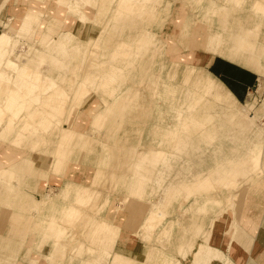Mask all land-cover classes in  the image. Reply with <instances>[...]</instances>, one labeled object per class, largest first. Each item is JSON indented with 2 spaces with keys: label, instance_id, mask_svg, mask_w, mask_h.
I'll use <instances>...</instances> for the list:
<instances>
[{
  "label": "rangeland",
  "instance_id": "rangeland-1",
  "mask_svg": "<svg viewBox=\"0 0 264 264\" xmlns=\"http://www.w3.org/2000/svg\"><path fill=\"white\" fill-rule=\"evenodd\" d=\"M42 1L44 11L34 15V21L27 19L19 27L21 19L7 20L11 17L9 5L0 11V34L6 32L11 37L10 45L0 58L3 63L13 59L18 64H30L44 76L54 77L74 95L69 94L71 97L65 100V114L53 117L55 122L60 120L61 132L54 124L48 132L37 127L35 134H27L19 145L8 138L0 140L7 144L4 152L24 153L18 162L2 168L12 174L0 170V232L7 229V236L0 237V264H18L22 250L26 256L41 254L42 245L48 250L44 257L49 264H109L116 259L126 260L125 264H143L113 248L102 247L99 234L92 230L95 223L106 220L102 214L109 203L117 211L122 229L141 241L139 248H144L143 244L149 247V257L144 264H178L176 260H185L189 254L193 262L192 254H186V243L198 238L209 247L214 221L229 209L235 210L246 187L264 175V159L259 161L254 156L234 168L231 177L222 176L216 182V174L223 173L216 168L243 155L251 147L252 133L259 131L264 138V64H260L264 63V7H258V0H56L48 12L49 0ZM157 4L164 5L163 9L155 8L152 12L149 7ZM59 7L64 8L57 17ZM142 10L147 13L141 14ZM182 12L190 23L208 16L189 32L190 47L182 48L178 40L175 42L180 53L192 52L189 63L202 68L197 76H204L203 64L210 54L205 41L210 37L215 41L225 40L223 53L236 61L252 67L248 58H257L253 60L262 73L258 84L246 102H238L243 118L251 119L250 131H231L223 106L210 97L202 104L197 100L196 76L184 84L171 79L170 75L165 76L167 69L163 68L174 59L167 37L174 19ZM167 13H170L168 19ZM162 18L168 21L164 26ZM68 19L73 24H68ZM76 20L78 26L74 29ZM44 25L47 27L42 29ZM144 25L156 30L163 26L158 34L166 42L162 54L158 45L149 49L147 44L146 50L141 51L148 40L144 38ZM66 28L68 32H64ZM246 28L249 49L237 48V37ZM56 40L64 45L63 54L54 53ZM134 54L138 55L127 57ZM30 60H36L37 65ZM90 62L98 67L95 83L106 81L111 88L109 94L94 87L85 93L83 85L78 87L79 83L73 82L79 64L85 71ZM124 62L133 67L122 78L123 87L129 85V88L123 90L125 96L120 97V81L111 73L119 64L124 69ZM81 77L80 71L78 79ZM10 81L11 78L3 79L0 91L2 84H10ZM21 88L26 90L23 85ZM6 98L0 97L1 106L6 105ZM35 107L33 105L31 111ZM27 114L28 110L21 111L19 124L26 121ZM10 115L7 112L6 118ZM65 123L68 127L63 126ZM75 133L80 134L81 143L71 146L69 140ZM41 137L43 142L32 145ZM84 156H89L88 163L93 166L88 170L94 175L86 186L73 183L63 196V186L58 190L39 191L38 195L28 191L30 181L39 176L34 171L36 167H43L48 173H59L68 159V163L77 162L75 167L80 169V164L85 163ZM241 173L244 175L239 177ZM211 176L206 183L208 187L191 194L196 200L187 202V185L196 178ZM199 194L213 202L203 205L197 200ZM34 199L43 207L61 200H68L71 206L57 209L56 221L52 218L45 225L40 223L46 218L42 216L45 212L24 209L26 200ZM152 206L161 210V214L153 221L157 227L147 229L143 224L151 225L152 220L146 217ZM50 213L52 215V211ZM162 222L166 233L160 228ZM101 228L104 234H110L106 225ZM146 234L149 238H145ZM17 238L20 240L15 242ZM80 246L81 250L73 249ZM105 249L121 256L107 257ZM168 252H176L180 257L166 256ZM45 260H39V264H46ZM30 262L36 264L35 260Z\"/></svg>",
  "mask_w": 264,
  "mask_h": 264
},
{
  "label": "crops",
  "instance_id": "crops-1",
  "mask_svg": "<svg viewBox=\"0 0 264 264\" xmlns=\"http://www.w3.org/2000/svg\"><path fill=\"white\" fill-rule=\"evenodd\" d=\"M55 2L56 0H49L47 6L48 12H50L49 10L50 7H54ZM7 5H9L10 13H11V17L8 18L7 20L15 21L21 19L18 27L22 26L27 19L28 20L32 19L34 21L35 19L34 15H38V13L41 10L44 11V8H42L43 5L42 0H31V1L30 0H0V11L7 8ZM51 12L54 14V8H52ZM207 18H208L207 16L205 17L202 16V21H206ZM76 21L73 25L74 29L75 28L77 29L78 26V21L77 22ZM197 23L198 21L195 20L193 28L194 26L197 25ZM46 27L47 25H44L42 29ZM246 30L247 28L243 29L242 32L237 37V48L242 47V37L245 36ZM64 32H68V29L66 28ZM46 38L49 39L50 36ZM37 40L38 39H35V41ZM64 41L66 40L64 39ZM56 42L57 44L54 48V53L56 55L57 54L59 55L64 45L58 42L57 40ZM225 42L226 41L223 39H221V41H215L212 37H210L208 40L205 41V45L208 51L210 52V54L208 55V59L203 64L204 76L201 77L197 76V71L202 68L194 64L188 63V67L191 66L194 67V70L191 73L185 71H178L176 68L173 67L172 70L175 73L172 76H170V78L174 79L176 82H182L183 84L184 81L186 80L189 82L193 81L192 79L194 76H196L195 79L203 78V77H208L209 79H211L216 89L209 90L210 92H204V91L198 92L196 94L197 100H199L200 103L202 104L203 102L207 101L208 98L210 97L217 104L223 106L224 109L226 110V115L228 116L227 120L229 123L230 130L231 131L240 130V132L244 133L246 130L250 131L253 125L251 124L250 121L251 119L245 120L243 118V116L241 115L242 112L238 109V105L239 103L242 104V102L247 101L251 90L256 86V84H258V81L261 77L260 76L261 69L260 66L257 63H255V61L253 60L256 57L248 58V62L252 65V67L228 57L226 54L223 53L224 52L223 46ZM123 45L125 46V43ZM245 48L249 49V44H246ZM168 49L170 53L173 54V56H175L176 53L181 55V53L178 51L177 46H175L174 43L168 46ZM61 53L63 54V52ZM124 56L126 57V55ZM132 56L135 57L137 56V54L128 55L127 57L132 58ZM186 58L187 60L189 59V57ZM12 61H14L17 67L21 70L26 68L29 69L31 71V75L38 74L42 78L49 77L51 79H54L56 86L53 89L45 90V91L42 87L39 86L36 87L35 91L23 90L21 88L22 81L30 83L31 75L30 78L28 79L22 78L18 80L17 74L13 73L11 77V83L8 84V86H6L4 92V97H7L6 105L4 106L0 105L1 112L4 114L0 125V140L2 139L6 140L8 138V140H10L11 142L13 141L15 145H19L25 140L27 134L34 135L37 130V127H39L38 129L42 130L43 132H48L49 129L54 124L59 127V131L61 132L62 125L58 123L60 122V120L55 122L53 117L62 116L63 114H65V110H66L65 100L67 97L68 98L71 96L73 97L74 94L71 95L69 90L67 92L66 89L61 87L58 81L54 77L44 76L40 72V70H35L34 69L35 67H33L32 65L18 64L13 59ZM30 61L31 63L35 64L34 66L37 65L36 60H30ZM173 62H175L174 59L172 61H169L167 66H169V64H173ZM126 63L127 62H124L122 64V66L124 64L126 65L124 69L120 66L121 64H119L118 67L116 66L113 69V72L111 73L112 76L114 75L117 76L116 78H118L120 81L121 87L118 90L119 92L118 94L120 95V97H124L125 94L122 93V91L128 90L129 88V85H125V87H123L122 78L124 75H126L125 74L126 71L131 70L133 67L132 64L128 66ZM183 64L185 68V63ZM260 64L262 65L264 63H262L261 61ZM97 68H98L97 65L90 62L89 69L82 71L83 67H81V65L79 64L77 68L78 74L73 79V82H78L79 83L78 87L80 85H83L86 89L85 93H87V90L89 93L90 88L92 89L94 87L97 89V91L100 90L105 93L108 92L109 94L111 92V88L108 87L106 81L95 83V79L97 76L96 73ZM163 69H165V67ZM80 71L82 72V77L81 79H78L80 75ZM62 78L63 77H61L60 79L62 80ZM69 84L70 81L68 79V85ZM23 87L26 89L25 86ZM77 88L75 89L74 93L76 92ZM51 91H53V93H51ZM69 94L71 96H69ZM225 94L227 96H232L234 98V103H235L234 105L229 106L224 102V97L222 95ZM33 105L34 107L35 105H40L42 106V108L35 107L34 110L31 111L30 108L33 107ZM23 110H28L27 119L26 121H22L19 124L20 113ZM7 112L11 113V115L8 118H6ZM179 115L181 116V114ZM63 126L68 127L66 123ZM255 133L256 134L250 133L252 135L251 136L252 139H250L251 147H249V149H247L243 155L239 156L234 160L232 159L227 160L226 165L223 163L220 166L217 165L218 167L216 169L221 173L223 172L222 174L220 173H218V175L216 174L218 178V179L216 178L217 183L219 177L222 176L231 177L233 175L234 168L238 167L240 164H243L244 162H247V160H249L250 157H254V156L255 158L257 157L253 151L256 149L257 145L259 144L256 139L257 138L256 136L259 134V131ZM215 134H217V132ZM42 137L40 141L38 139H35L32 145H36L35 142L36 143L41 142L43 140ZM80 137H81L80 134L77 135L75 133L73 137L69 140V145L72 146L81 143ZM66 140L67 143L68 139ZM6 146L7 144L5 145V143L4 144L0 143V168H1L0 170H2L3 172L7 171L10 174L11 172L9 170H5L2 168L8 167L11 162H15V161L18 162L24 156V153L23 152L20 153L19 151L13 152L11 154L6 153L4 152ZM162 153L165 152L162 151ZM256 153L259 154L258 152ZM263 157L264 154L258 157V160L262 161L264 159ZM84 158L85 159L83 162L85 163L80 164V169L75 167L77 162L72 161L68 163V159H67L65 165L63 166V168L59 173H55V172L48 173L47 169L43 167H36L34 171L39 176H35V178H33V180L30 181L29 188H27L28 191H30L32 194L38 195L39 191L46 192L50 189L58 190L63 186L61 190V196H63L64 193L66 192V188L68 186H72L73 183L86 186L88 180H91L94 175L93 173H90V171L88 170L91 166H93V164L88 163L89 156H84ZM45 174L47 175L46 177ZM243 175L244 174L241 173L239 177H242ZM208 179L209 180L212 179V176L202 179L196 178L194 182L189 183L186 187L185 199H187V197L193 194L194 192L198 193L201 187L203 188L208 187V185H206V183H208ZM169 187L170 185L167 186V190ZM193 200H196L195 197H192L190 202ZM197 200H200V198L197 197ZM208 202L212 203L213 201L211 200V198H209ZM67 203L68 200H61L58 201L53 206L43 207L44 205L41 206V204L35 199L29 202L26 200L24 209L30 208L33 210L35 209L38 211H42V213L45 212V214H43L42 216L46 218L45 220H40V223L46 225L51 221L52 218L55 219L56 221L57 214H55L54 212L57 209H60V207L66 209L69 208V206H71ZM50 211H52V215ZM75 211L78 210L76 209ZM116 213L117 211L114 210L111 207V203H109L102 214V217L106 220H104L103 223L98 220L99 221L98 224L95 223L92 230L95 233L99 234L98 240L100 241V244H102V247H107L108 249L113 248V251H119L127 256L133 257L137 262H143L144 264L149 257L148 254L150 252L149 247L143 244L144 248L142 249L139 248L141 241L137 240L136 238H132V233L126 232L125 230L122 229L123 225L120 224V221L118 220V215ZM76 214L77 213H74V215ZM6 224L8 225L9 223L6 221L5 225ZM103 225H106L109 228L110 234L103 233L102 231L103 228H101L103 227ZM116 226H118L119 229ZM6 230L7 229L4 228L2 232H0V237L7 236ZM27 239L28 238H26V240ZM19 240L20 238H17L15 242H18ZM186 241L189 242V238H187ZM209 244H210L209 247L206 248V243L199 240L198 238H193L190 243H186L185 245V247L187 248L186 254L189 252L192 254L193 262L190 261L189 258L191 257L190 254L189 256L186 257L185 260H181V261L176 260V261L179 262L180 264H185V262L187 261H189L188 264H192V263L197 264V262L198 264L200 263L201 264H264V175L262 176V178L261 177L257 178L255 182L251 183L250 185H248V187H246L245 194L242 197L240 204L235 208V210L229 209L227 212H225L222 216H220L218 219L214 221L209 236ZM210 246H212V248ZM88 247L91 248V246ZM81 248L82 247L80 246L79 248L75 247L73 249L81 250ZM103 251L107 254V257L109 256L111 257L113 255L116 256L120 255L118 252L111 253L106 249ZM39 252L41 254L36 253L26 256L24 254V251L22 250V252H20L18 257L20 259L18 260V264H33L30 262L31 260L33 261L35 260L36 264H39V260H45L44 256L48 255V250L45 251L42 245ZM167 255H173L174 257H178V258L180 257L179 254H177L176 252H171V253L168 252L166 253V256ZM153 256L154 254L151 255V257ZM45 262L46 264H49L47 260H45ZM71 262L73 263V261ZM125 262L126 260L124 259H116L113 260L111 263L109 262V264H119V263L125 264Z\"/></svg>",
  "mask_w": 264,
  "mask_h": 264
},
{
  "label": "bare ground",
  "instance_id": "bare-ground-1",
  "mask_svg": "<svg viewBox=\"0 0 264 264\" xmlns=\"http://www.w3.org/2000/svg\"><path fill=\"white\" fill-rule=\"evenodd\" d=\"M122 1V0H121ZM126 2V0H124ZM153 0H150V2H152ZM185 3V2H184ZM56 4V2H55ZM152 4V3H151ZM258 7H264V0H258V3H257ZM166 6V5H165ZM159 7L161 9H163L164 5L160 6L159 4L155 5V6H150L149 9H151V11L155 8L159 9ZM63 8L64 7H59L56 11V16H60L62 14V11H63ZM167 8H169V12L171 13L170 11V5L168 4L167 5ZM146 9V8H144ZM183 10V9H182ZM181 10V11H182ZM184 11V10H183ZM123 12V11H120V13ZM153 12V11H152ZM147 13V11H144L142 10L141 11V14L145 15ZM166 13V12H165ZM170 13H167L168 16H167V19L169 17V14ZM206 15H203V17H205ZM31 17V16H30ZM166 17V16H164ZM208 17V16H207ZM71 19H68V24H73V22H70ZM204 20V19H203ZM144 21V20H143ZM199 23L202 21V17L199 18L197 20ZM146 22V21H145ZM151 22V21H150ZM159 22V21H158ZM162 22H163V26L165 25L166 21L165 20L163 21V18H162ZM165 22V23H164ZM154 24V23H153ZM159 25H161L159 23ZM193 25H194V22L190 23L189 21H187V19L185 18V13L182 12L180 13L175 19H174V22L172 24V27L169 31V35L167 37V46H170L171 44H175L176 40H178L180 42L181 47L182 48H186V47H190V39H189V32L192 31L193 29ZM163 26H161L159 28V30H156V29H152L151 27L148 28L147 25H144V38L148 39L147 42H146V45L144 47H142L143 49L141 50L142 52L146 50L147 48V44L150 45V48L149 49H152L153 46L154 47H157L158 45V50H161V54L163 52V48L166 47V42H164L162 39L159 38L158 34H159V31L162 30ZM158 27V26H157ZM156 33V34H155ZM189 35V36H188ZM161 36V35H160ZM137 37V36H136ZM248 37H249V33L248 31L246 30V34L244 37H242V47H245L246 44H249V40H248ZM11 43V37L9 36L8 33L4 32V33H1L0 34V56L2 55L3 52L6 51V48L7 46H9ZM141 49V48H140ZM189 50V49H188ZM192 50V49H191ZM192 52H189L187 54H183L181 53V55L179 54H175L174 56V61L173 64H169V66H167V68L165 67V69H167V75H170L172 76L175 72L172 70V68H176L178 71H185V72H189L191 73L193 70H194V67H188V63L189 61L187 60L186 57H189L190 54ZM138 55V54H137ZM237 56H239V54H236ZM153 59V58H152ZM185 63V68H184V64ZM8 67V68H7ZM7 68V69H6ZM186 69V70H185ZM11 73H16L17 74V79H22V78H30V75H31V71L29 69H19L17 67V65L15 64L14 61H12L11 59H6L4 61V63L2 62V58H0V83L3 79H5V81H8L10 80V78L12 77V74ZM163 73V72H162ZM164 75V74H163ZM192 76V75H191ZM163 78V76H162ZM186 78H187V75H186ZM167 79V78H166ZM193 80V79H192ZM11 82V81H10ZM193 83V82H192ZM23 86L26 87V90L28 91H35L36 90V87H42L45 90H50V89H53L55 88L56 86V83L54 81V79H51L49 77L47 78H42L40 75L38 74H32L31 75V81L30 83L29 82H24L22 81L21 83ZM194 84L195 86L198 88V92L200 91H204V92H210L209 90H214L216 89L215 88V85L214 83L211 81V79H209L208 77H203V78H197L195 81H194ZM165 85V84H164ZM6 86H8V84L5 82L4 84H2V91H0V97H2L4 95V92H5V89H6ZM168 86V85H167ZM172 87V86H171ZM164 88V87H163ZM174 88V87H173ZM170 91V90H169ZM192 91V90H191ZM197 92V93H198ZM205 94V93H204ZM224 97V102L229 105V106H232L234 105V98L232 96H227L226 94L225 95H222ZM3 113L1 112V109H0V125H1V121L3 119ZM253 118V117H252ZM257 141H258V145L256 147V149L253 151L255 154H256V158L258 159V157L262 156L263 154V149H264V138L263 136L261 135V133H259L257 136ZM256 152L258 153H261L260 155L257 154ZM261 160V159H260ZM192 199L191 195H189L187 197V201L190 202V200ZM200 201L202 202L203 205H206V203L209 201V198H207L205 195L203 194H200ZM150 211L148 212L147 214V217L150 221V219L152 220V223L151 225H146L147 223L144 222L143 224V227H147L148 228H151V227H157L155 226V222L153 221H156V219L158 218L157 215H160L161 214V210H159L156 206H152L151 209H149ZM165 223V221H163ZM162 222V225H161V229L166 233L165 231V224H163ZM173 223V222H172ZM164 228V229H163ZM147 232V230L145 231V233ZM168 232V231H167ZM148 233V232H147ZM147 237L145 238H149L148 237V234H146ZM170 264V263H169ZM174 264H177V263H174ZM179 264V263H178Z\"/></svg>",
  "mask_w": 264,
  "mask_h": 264
}]
</instances>
